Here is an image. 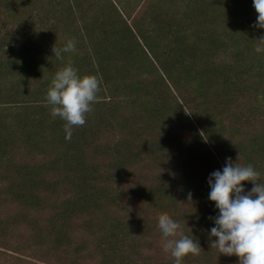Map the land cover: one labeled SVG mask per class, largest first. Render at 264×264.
<instances>
[{
	"label": "rangeland",
	"instance_id": "obj_1",
	"mask_svg": "<svg viewBox=\"0 0 264 264\" xmlns=\"http://www.w3.org/2000/svg\"><path fill=\"white\" fill-rule=\"evenodd\" d=\"M3 1H9L11 4H3ZM26 1L0 0L2 44L11 40L10 43H13L18 39L20 33L16 20L20 16L26 17V8L31 4ZM77 1L79 4L76 13L79 12L81 4L84 6L83 11L89 5L93 16L100 17V14L109 13L103 0ZM160 2L156 3L157 9L164 6L168 8L167 12L173 14L156 19L155 24L151 23L149 27L147 23L142 27L147 29L153 25L158 29V34L151 35L148 40L154 47L152 52L155 56L152 58L165 76L159 81L153 80L152 75L148 74L146 81L154 91V98L148 99H155L151 102L160 108L162 119H171V125L160 124L157 127L158 133L147 140V148L151 147L149 155H143L142 151L139 155L140 149L138 150L134 142L132 152L139 157L135 158L131 154L129 159L121 156V160L117 159L116 164L122 163L126 166L118 165L116 173L112 175L117 177H113L116 181H108L106 185L97 183V189H93L95 192H85L90 205L95 209V214L92 211V216H89L90 222L82 216L69 219L62 218L57 213L59 210H65L63 207L66 204V194L59 187L67 185L63 180L62 182L57 179V175L63 170L59 158L62 156V150L57 139L51 134V128L45 130L50 131V135L42 136L43 138L37 135L34 138L47 121L35 123L36 130H29L28 114L34 111L30 109V105L28 108L25 106L27 112H24L22 105L16 106L19 109L4 105L14 99L6 97L4 93L9 88L13 89L16 77L10 73L0 74V264H175L171 254L165 252L162 247L164 237L158 227V217L162 213H167L174 221H181L182 225V221L186 219L185 228H189V225L193 228L191 232L188 229L191 233L189 238L198 240L200 247H206L207 250H202L199 256L192 258L200 259L201 264H238V257L220 254L217 249H209L211 247L205 244L207 241L210 245L206 236L215 224L204 223L198 212L206 213V210L201 208L208 201L204 196L211 191L208 184L211 173L222 171L228 158L239 164L241 150L238 149H243L245 157L257 153L254 157L260 165V170L256 171L260 173L259 182H264V158L262 155L258 156V153L264 150V128L261 129L264 123V80L254 82L253 78L248 80V77L242 75V71L237 69L235 59L239 56L242 64H247L243 58L244 52L240 51V46L239 55L237 52L232 54L233 49L229 42L230 38H233L232 43L237 38L240 40L243 33L248 41L251 34H254L249 29H244L243 23L255 12L253 0ZM52 4L44 5L48 7ZM248 7L251 8L250 11ZM66 8L67 6H63L61 9L66 12ZM115 22L112 20L111 24L115 26ZM101 24L102 22L98 26ZM246 31H250V35L245 33ZM53 33L57 37L54 42L59 46L63 39L71 37L66 34L60 38L57 31ZM29 38L30 41L35 39L36 34ZM185 44V49L188 50L189 46L195 53H183L185 62L182 63L176 54L182 53L181 48ZM248 51L253 49L249 46L246 52ZM216 64L224 65L226 70H235H232L228 77L226 70L222 76H218L221 71H217L215 79L213 71ZM170 77L177 88L172 85ZM225 80L228 84L223 83ZM224 110L227 114L222 119L219 113ZM183 115L193 118L189 132L180 125V131L177 132L176 122ZM54 118L56 117H52L53 120ZM209 118L215 122H205L204 125V120L209 121ZM221 120H224L225 126L230 124L231 131L225 129V126L221 127ZM48 124L50 123L46 125ZM208 125L211 129H219L222 135L217 133V149L213 148L214 152L206 158L195 149L191 133L195 130L201 134L203 127ZM168 128L170 133L167 135ZM120 130V127L101 128L106 137L87 138L88 146L85 143L80 147L84 150V157H88L85 159L87 163H94V160L99 158L96 165H107L101 151L118 140H124L122 136L119 137ZM73 134H77V130ZM157 135L163 137L164 143L153 142ZM223 135L235 136V140L230 143L231 148L228 143L230 140H226ZM104 144L106 146L103 148ZM168 144V157L156 154L157 148ZM146 145L142 148L146 149ZM201 146L204 148V145ZM218 151L222 154L218 155ZM69 153L72 156V152ZM111 156H115L114 153H111ZM69 169L75 170V166L70 164ZM242 184L245 194L253 187L250 181H244ZM102 187L104 190H101ZM96 193L104 196L101 199L105 203L108 202L109 212L103 213V205L95 204ZM189 193L192 195L191 202L188 200ZM112 197L115 201L109 200ZM127 223L133 229L129 231L130 239L124 240L118 246L120 250H109L106 253H102L107 250L106 247H103L102 251L97 250L99 240H102L113 224H120L125 231ZM89 226L92 231L87 230ZM82 227L87 228V231ZM97 228L102 232V236L95 232ZM110 253L111 256L117 257L107 259L106 256ZM204 259L206 263L203 262ZM183 261L186 263V260H182V264Z\"/></svg>",
	"mask_w": 264,
	"mask_h": 264
},
{
	"label": "trees",
	"instance_id": "obj_2",
	"mask_svg": "<svg viewBox=\"0 0 264 264\" xmlns=\"http://www.w3.org/2000/svg\"><path fill=\"white\" fill-rule=\"evenodd\" d=\"M12 1L27 2L26 0ZM103 1L107 5L109 13L107 15L100 14L99 17V15L93 16L91 14L92 10L89 5L86 6V10L83 11L82 8L84 6L81 4L79 6V12L76 13L75 11L79 4L77 0H28L29 3L36 4L37 6L30 4V7L26 8V17L23 18L20 16L17 18L16 27L19 29L18 32L20 33L18 39L13 41V43H10L12 40L4 44L0 42V74L10 73V75L16 77L13 89L9 88L4 93L6 97H12L14 99H10V102H5L4 105H6V107L11 105L14 109H19L16 108V106L22 105L24 112H27L25 109L30 105V109L34 111L28 114L29 130L35 131L37 127L35 123L37 124L43 120L50 123L48 125H46V123L42 126L41 130L34 138L37 135H40V138L50 135V131L45 130L51 128V134L57 139V143L62 150V156L59 158H61L63 170L59 172L57 179L59 181L63 180L64 182H62L67 185L59 187V189L66 194V204L63 207L65 210H59L57 213L60 217H69V219L75 216H82V218L85 217L88 222L91 220L89 216H92V211L95 214V209L90 205L89 197L87 195L85 196V192H95L93 189H97V183L106 185L108 181L112 183L116 181L113 179L115 176L112 175L116 173L118 165L123 166L122 163L121 165L115 163L117 159L121 160L120 156L129 159L131 154L135 156V158L139 157L132 152L135 145L134 142L137 144L138 150L140 149L139 155L141 151L143 155H149L148 151L151 147L149 149L147 148V140L155 133H158L157 127L160 124L166 126L171 125V119H162L159 111L160 108L156 107V104L151 102H154L155 99H148V97L154 98L153 88L150 86V83L146 81L148 76L152 75L153 80L159 79V81H162L163 76H165L161 73L160 68L156 66L154 58H152L155 56V53L152 52L154 47L150 44L148 36L143 35L138 38L126 24H118L117 20L122 21V23L124 21L122 15L116 8L115 0ZM50 3L53 4L48 7L44 5ZM3 4L9 5L11 3L9 1H3ZM63 6H67L66 12L62 11L61 8ZM250 9L251 8L248 7L249 11ZM246 12L248 13V11ZM62 15L64 17H62ZM257 15L255 11L249 16L251 20L248 18V20L243 21L245 24L244 29H249L254 32V34H251L250 40L247 41V36L240 32L238 33V35H242H240V40L244 41H240L237 38L232 43L233 38L229 39L233 49L232 54H236L237 52L239 55V48L241 46L240 51L244 52L243 58L248 64L244 63L246 66L242 64V60L238 56L235 59L237 69L241 70L242 75L248 77V80L253 78L254 82H257V80H264V52L257 53L254 50L259 44V38L264 36V29L254 27ZM70 18H72L73 21H71ZM112 20L116 21L115 26L111 24ZM101 22L102 24L98 26ZM55 31L60 34V38H63L66 34L71 36L69 39L62 40L61 45H63V47L70 39L74 40L76 44V50L74 52L62 53V59H56L52 52L54 45H56L57 48H63L61 45L59 46L55 43L57 40L55 33H53ZM250 31H246L245 33L250 35ZM34 33L36 34V38L30 41L29 37ZM233 46L238 48L236 49ZM249 46L253 51L246 52ZM185 47L186 44L181 48L182 53L176 54V57L181 59L182 63L185 62L183 53L194 51L193 48H189V46H187L188 50L185 49ZM193 56L194 55H190V57ZM192 59L195 60L194 58ZM68 64L75 67L80 76L96 75L102 78L101 90L98 93V101L92 105L93 111L87 114L86 123L83 127L73 128V132L77 130V134H73L70 141L65 139V121L58 116H56L54 120L52 119V117H54L51 114L52 106L47 104L46 101V94L51 86L52 79L60 69ZM149 70H151L150 73ZM211 70H213V68ZM224 70H226L224 65L219 66L216 64L213 71L214 78L217 79V71H221L218 76H222ZM232 70H235V68H232ZM232 70H226V77L229 76ZM178 72L184 73L185 71ZM169 80L172 82V85L177 88L175 83L171 80V77ZM223 83H227L226 80L223 81ZM25 106L27 108H25ZM175 106H177V104ZM224 111L219 113L222 119L224 115L227 114L226 111L225 113ZM189 116L197 118L195 115L189 114ZM228 116L230 115L228 114ZM189 118L186 117V115L179 117L178 122H176L178 123L177 132L180 131V126L185 129L186 132L191 130L193 118ZM205 122L213 123L215 121L209 118V121L205 119L204 123ZM221 122L223 126L220 125L224 128V120H221ZM204 125H206V123ZM229 125L230 124L225 126V129L231 131ZM118 127L121 129L119 131V134H121L119 137L122 136L124 140H118V142H115L113 145H108L103 150L106 146V144H104L102 148L103 151H101L103 152L102 158L106 160L107 165H96L99 158L95 159L94 163L92 162L94 166L91 162L87 163L85 159L88 157H84V150L80 149L85 143L87 144V138L90 137V139H93V137L98 138V136L106 137V134L101 132V128L118 129ZM262 128H264V123H262L261 129ZM166 132L167 135L170 133L169 128ZM192 133L191 139L193 140L195 149L201 152L206 158L214 152L213 148L217 149L215 145L218 142L216 141L218 137L217 133L220 134L219 136L222 135L219 129H211L209 125L208 127H203L201 134H198L195 130H193ZM179 135L180 132L177 138ZM231 136H225L226 140H230L228 142L229 148H231L230 143L235 140V136ZM156 138L157 139L153 141L156 144L164 143L162 142V136L157 135ZM144 145H146V149L142 148ZM201 145H204V148H202ZM183 147L184 146H182V148ZM157 149V155L168 157L169 144ZM189 150L191 151V148ZM238 150H241V157H239L241 160L239 162L240 165L247 166L251 164L255 170H260V165L254 157L257 156V153H251L249 156L245 157L242 153L243 149ZM69 151L72 152V156L71 153L68 154ZM179 151L183 152L182 150ZM109 152L114 153L115 156L112 157ZM219 154H222V152L218 151V155ZM261 155L262 158H264V150L258 153L259 157ZM218 158L219 156L217 159ZM70 164L75 166V170L70 171ZM184 177L185 176H183V179ZM209 189L211 190V188ZM101 190H104L103 187ZM209 192L206 195L204 193V198L208 201L203 208H201L205 209L206 213L202 214L200 211L201 213L198 212V216L200 219H203L204 223L210 222V224H214V219H210V217L215 218L219 215V211L217 212L218 209L215 207V203L208 199ZM103 197L104 196L99 193H96L95 204H102V212L107 213L109 212L108 202H103L101 199ZM113 197L109 200L115 201ZM82 228L85 230L87 229L85 227ZM125 228L124 231L120 224H113L107 233L103 235L102 240H99L97 250L102 251L103 247H106L105 249L107 250L102 251V253L109 252V250H120L118 246L121 245L124 240L130 239L129 231L133 229L128 223L125 225ZM189 229L193 230L191 225H189ZM87 230L92 231L90 226ZM181 230L185 233L183 234L184 236H191L188 228L182 227ZM95 232L99 235L102 233L98 228ZM125 235L126 237H124ZM209 236L210 234L206 236V240L208 241H210ZM205 244L210 246L207 241H205ZM201 248L202 250H207L204 245H202ZM78 249L80 248L78 247ZM106 257L110 260L115 259L117 255L111 256L110 253V255ZM183 260H186V263L183 261V264L202 263L200 259L192 258L191 254L184 257ZM205 260L206 259L203 260L204 263H206ZM127 263L130 264L129 262Z\"/></svg>",
	"mask_w": 264,
	"mask_h": 264
},
{
	"label": "clouds",
	"instance_id": "obj_3",
	"mask_svg": "<svg viewBox=\"0 0 264 264\" xmlns=\"http://www.w3.org/2000/svg\"><path fill=\"white\" fill-rule=\"evenodd\" d=\"M253 7L258 14L254 27L264 29V0H253ZM75 50V41L71 39L63 48L56 45L52 48L56 59H62V53ZM254 50L264 52V36L259 38ZM101 84L102 78L80 76L71 64L55 74L46 101L52 106L51 114L65 121L66 140H71L74 127L85 125L87 114L93 111L92 105L98 101ZM259 177L260 173L251 164L241 166L228 158L223 170L211 173L208 180L211 188L208 199L219 210L218 216L210 217L215 224L210 230V247L220 254L238 257V264H264V182H259ZM244 181L253 184L246 194ZM188 200H192L191 193ZM158 227L164 237L163 250L171 254L175 264H182L183 258L189 254L200 255L202 248L198 240L184 236L181 231L186 227L185 220L182 225L162 213L158 217Z\"/></svg>",
	"mask_w": 264,
	"mask_h": 264
},
{
	"label": "crops",
	"instance_id": "obj_4",
	"mask_svg": "<svg viewBox=\"0 0 264 264\" xmlns=\"http://www.w3.org/2000/svg\"><path fill=\"white\" fill-rule=\"evenodd\" d=\"M161 1V0H160ZM159 0H115L116 8L123 17L118 24L127 25L138 38L144 36L150 37L158 33V29L151 25L150 28H143L144 24H155L156 19L172 15L173 12H167L168 8L159 7L156 3Z\"/></svg>",
	"mask_w": 264,
	"mask_h": 264
}]
</instances>
